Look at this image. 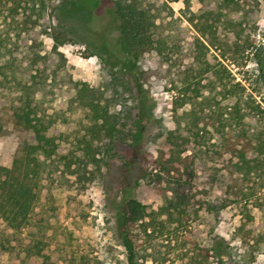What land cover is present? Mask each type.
I'll list each match as a JSON object with an SVG mask.
<instances>
[{
	"label": "rangeland",
	"instance_id": "obj_1",
	"mask_svg": "<svg viewBox=\"0 0 264 264\" xmlns=\"http://www.w3.org/2000/svg\"><path fill=\"white\" fill-rule=\"evenodd\" d=\"M257 1L246 0L243 10L210 1L214 13L208 24L214 27H209L205 18L197 17L194 23L185 18V0H155L157 34L184 43L198 36L210 47L209 61L224 75L209 80L200 71L206 63L188 57L182 66L165 67L162 76L153 75L142 85L112 0H52V24L73 38L59 48L64 57L39 26L18 29L10 9L13 0H0V114L7 128L0 137V164H12L26 137L14 127L15 111L30 100L66 107L67 86L60 85L65 75L101 86L109 71L116 70L133 112L129 127L138 136L136 141H118L117 155L93 181L62 177L61 172L53 179L41 156L43 180L28 224L17 231L0 219V264H40L29 254L39 240L61 263L82 255L97 264H127L118 216L123 181L150 210L177 191L192 208L181 221L168 222L164 233L135 229L142 264H264V240L254 248L235 235L245 208L257 224L264 223V178L238 171L236 159L222 153L217 131L231 125L236 133L243 128L251 134L264 130V112L257 109L261 95L253 89L264 92L258 59L262 54L264 68V0ZM202 7L200 0H191L193 11ZM54 72L57 80L49 78L45 84L44 78ZM236 82L246 89L236 85L228 91L226 85ZM236 107L248 113L244 123L230 113ZM83 115L74 114L71 123L56 131L72 130ZM168 130L175 131L172 140ZM239 190L246 193H235Z\"/></svg>",
	"mask_w": 264,
	"mask_h": 264
},
{
	"label": "trees",
	"instance_id": "obj_2",
	"mask_svg": "<svg viewBox=\"0 0 264 264\" xmlns=\"http://www.w3.org/2000/svg\"><path fill=\"white\" fill-rule=\"evenodd\" d=\"M68 1L70 0H61L62 3ZM200 1L203 7L195 12L191 8V0H185L183 10L185 18L191 23H194L197 17L205 18L207 22L204 25L214 27L213 23L208 24V18L214 13V10L208 8L212 0ZM218 1L221 6H228L233 10H243V3L246 2V0ZM112 2L121 20L120 29L124 41L130 48L139 71L138 81H141L142 85L153 75L162 76L167 67L182 66L188 57L206 63V67L200 71H203L209 80L214 74H221L223 78L221 69H217L208 59L210 47L198 36L184 43L174 41L169 37L170 35L157 34V15L153 11L155 0H112ZM51 6L52 0H13L10 9L18 29L29 31L39 26L45 34L53 38L54 51L64 57L59 48L73 41V38L69 33L52 24L48 14ZM53 7L56 9L58 5ZM199 31H202L201 28ZM258 55L260 76L264 77L262 54ZM225 70L227 71L224 67L223 72ZM54 73L44 78L45 84L49 83V78L53 81L57 80L59 74ZM129 82L133 83V80L129 79ZM60 85L67 86L66 107L46 105L44 102L33 103L30 100L15 111L13 116L14 127L26 137L22 140L12 164L9 166L0 164V219L17 231L28 224L32 209L38 200L45 160L48 161L49 175L53 179H55L54 174L61 172L62 177L71 174L81 181H93L97 174H101L103 167L109 165V159L117 155L118 141L128 142L130 139L134 141L138 139L137 134L129 127L127 119L133 112L128 96L120 87L116 70L109 71V77L101 86H93L86 81H78L66 75L60 78ZM236 85L246 89L240 82H236L230 86L226 85L229 87L227 90L231 91ZM253 89L261 95V102L264 104V92L261 89ZM46 90L54 95L52 89L46 88ZM227 95L225 94L226 99H228ZM55 99L53 96L51 101ZM184 103V99L177 102L178 105ZM262 103L257 104L259 112H264ZM78 112H83L84 115L72 130L56 131L71 123L73 115ZM230 113H235L239 122L249 117L248 113L242 112L239 107ZM235 129L233 125L228 129L225 127L217 129L222 153L230 154L236 159L235 165L238 171L247 176L264 178V130L251 134L246 128L237 133ZM6 133L5 121L0 114V137L5 136ZM174 134L175 131L168 130L170 140L175 138ZM41 156H44L45 160ZM124 167L123 175L126 177L129 170L128 160L125 161ZM123 183L125 188L118 216L121 237L127 252V264H142L138 257L135 229L140 227L142 231L148 233L152 228L153 232L164 233L168 228V222L172 223L177 219L181 221L184 214H192V208L184 201L180 191H177V196H165L164 203L157 209L150 210L149 205L132 196V187L127 186L125 181ZM241 191L243 190L235 193H246ZM251 195L253 193L247 194L248 197ZM242 213V222L236 228L235 235L241 237L245 244L256 248L264 240V223L257 224L255 215L248 208ZM162 217L166 218L162 219ZM29 254L40 259V264H97L82 255H74L71 261L61 263L46 251V244L42 240L33 245Z\"/></svg>",
	"mask_w": 264,
	"mask_h": 264
}]
</instances>
